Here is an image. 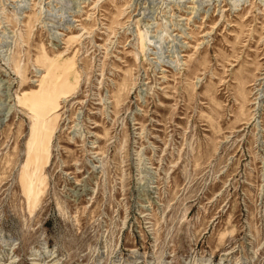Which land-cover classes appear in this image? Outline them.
Here are the masks:
<instances>
[{
    "label": "rangeland",
    "instance_id": "374dc122",
    "mask_svg": "<svg viewBox=\"0 0 264 264\" xmlns=\"http://www.w3.org/2000/svg\"><path fill=\"white\" fill-rule=\"evenodd\" d=\"M0 264H264V0H0Z\"/></svg>",
    "mask_w": 264,
    "mask_h": 264
},
{
    "label": "bare ground",
    "instance_id": "6f19581e",
    "mask_svg": "<svg viewBox=\"0 0 264 264\" xmlns=\"http://www.w3.org/2000/svg\"><path fill=\"white\" fill-rule=\"evenodd\" d=\"M54 65V64H53ZM51 66H52V64H51ZM56 70V69H55ZM49 72H50V70H49ZM55 74V73H54ZM49 80H51V79H49ZM37 96H39V95H37ZM41 96V95H40ZM43 96V95H42ZM32 97H33V95H32ZM35 97H33V99H34ZM47 98V97H46ZM44 99H45V97H44ZM53 99V98H52ZM32 100V99H31ZM50 100V99H49ZM36 102H33L32 103V110H33V112H36V115H37V113H38V115L40 116V114L42 113V112H44L45 110H46V107H45V104H43V102H42V97H41V100H35ZM38 101V102H37ZM52 101V100H51ZM48 103V102H47ZM54 112V111H53ZM52 114V113H51ZM55 114V113H54ZM42 115V114H41ZM38 116V117H39ZM47 116V115H46ZM37 117V116H36ZM41 118H42V116H41ZM40 118V119H41ZM47 118V117H46ZM42 120H43V118H42ZM41 120V121H42ZM43 121H45V120H43ZM55 121V120H54ZM39 126V125H38ZM42 126V125H41ZM45 128V127H44ZM38 131V130H37ZM41 132V131H40ZM41 136H42V133H41ZM38 138H39V136H38ZM39 141H40V139H39ZM33 158L34 159H37V158H39L37 155H34L33 156Z\"/></svg>",
    "mask_w": 264,
    "mask_h": 264
}]
</instances>
